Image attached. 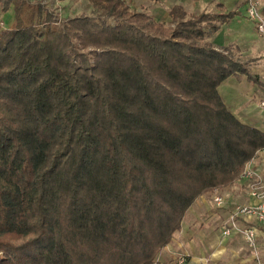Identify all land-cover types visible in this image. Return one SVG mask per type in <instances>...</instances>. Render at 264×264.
Returning <instances> with one entry per match:
<instances>
[{
    "label": "trees",
    "instance_id": "16d2710c",
    "mask_svg": "<svg viewBox=\"0 0 264 264\" xmlns=\"http://www.w3.org/2000/svg\"><path fill=\"white\" fill-rule=\"evenodd\" d=\"M60 18L0 0V264H155L195 202L264 149L219 86L245 66L208 35L236 15L168 22L123 0Z\"/></svg>",
    "mask_w": 264,
    "mask_h": 264
},
{
    "label": "crops",
    "instance_id": "0c3cea01",
    "mask_svg": "<svg viewBox=\"0 0 264 264\" xmlns=\"http://www.w3.org/2000/svg\"><path fill=\"white\" fill-rule=\"evenodd\" d=\"M39 1L47 5L49 9L53 10L51 8V4L54 3L53 0H51L50 3H48L47 0ZM68 1L69 0H67V4H65L67 8L72 3ZM123 1H125L131 8L147 12L154 20L159 22H168V12L176 5L182 6L189 16L201 12L217 13L219 12L218 4L222 6V9H224L225 12L235 11L236 15L230 22L221 25L217 32L208 35V41H210V43L216 48L226 50L234 59L245 64L250 74L256 77L258 82H250L244 75L232 76L219 86V92L228 108L240 121L264 132V116L258 107L259 102L264 100V39L256 32L254 22L247 18L245 6L241 0ZM259 1L261 4V12L264 17V0ZM60 2L63 3V1L56 0V3ZM65 6L64 8H66ZM64 8L61 9V7H59L58 10L56 9L53 11L57 13L60 18L69 17L70 15L66 14L68 9ZM70 11L75 13L73 7ZM0 22L1 25L7 29L14 26V14L12 8L5 13H0ZM253 163L257 172L264 177V164L260 163L257 159L254 160ZM248 191V183L245 180H239L236 184L223 190L226 194V204L222 207H216L215 205L214 207L217 209L223 207L228 208L229 205H227V203L231 204V200L233 199L240 201L237 204L251 203L253 200L249 197ZM202 197L204 196H201L199 200ZM198 202L199 201H196L195 203L197 204V207L194 212H199L198 210L202 209H204V212H207L206 204ZM189 210L192 211V208ZM195 219L196 221L192 222L191 226L184 223V221L182 222L181 229L173 234L171 242L157 254L155 264H175V259L182 255L191 256L193 261L200 258V256L205 257L206 255H209L210 260H212L210 264H237L234 260L238 255L237 250L229 248L227 244H229L230 238H237L240 235L234 233L230 237H223L221 230L224 222L221 223L218 229V232L220 231L219 235L223 237L224 241H228L225 242L221 249L213 250L211 245L212 242L208 238L214 233V229H209L208 225L205 228L202 227L199 229L198 224L200 222L203 224L202 217H196ZM238 223L240 227H245L251 224L244 220H240ZM255 226L257 228V245L256 252H254L256 255H250L251 260H253V258L254 260H259L258 246L259 248L261 247V249L264 248V229L260 225L255 224ZM202 229L206 230V234H208L207 237H204L205 234H201L200 231H202ZM216 237L217 236L212 237L213 240L216 239ZM205 247L208 252H205ZM226 253L228 256H226ZM225 258L228 259L226 262L223 261Z\"/></svg>",
    "mask_w": 264,
    "mask_h": 264
},
{
    "label": "built area",
    "instance_id": "2783aa9c",
    "mask_svg": "<svg viewBox=\"0 0 264 264\" xmlns=\"http://www.w3.org/2000/svg\"><path fill=\"white\" fill-rule=\"evenodd\" d=\"M241 1L245 6L247 18L254 22L256 32L264 39V17L261 12L260 1ZM258 107L264 116V100L259 102ZM256 159L264 164V149L260 150L255 158L246 164L241 175V179L248 183V195L253 202L235 205L221 230L223 237H230L234 233L241 234L247 246L253 251H255L257 245V228L255 224L260 225L264 229V177L256 170L253 163ZM213 203L216 207H222L226 204V199L217 195L213 197ZM240 220L251 224L240 227L238 223ZM187 263L208 264V258L200 257L193 261L191 256L182 255L175 259V264Z\"/></svg>",
    "mask_w": 264,
    "mask_h": 264
},
{
    "label": "rangeland",
    "instance_id": "374dc122",
    "mask_svg": "<svg viewBox=\"0 0 264 264\" xmlns=\"http://www.w3.org/2000/svg\"><path fill=\"white\" fill-rule=\"evenodd\" d=\"M48 3L51 2V0H47ZM54 3L51 4V8L53 10H58L59 7H61V9L64 8L65 4H67V0H60L63 1L60 3H56V0H53ZM68 2H72L71 5L68 6V10L66 11L67 15L69 14L71 16H82V15H88V16H92L93 14V9L90 6V4H88V2L86 0H69ZM47 6V5H46ZM75 10V13H73L72 11H70L71 9ZM64 8V9H66ZM239 180H242L241 178ZM239 180L235 181L232 185L236 184L237 182H239ZM232 185H229L227 187H223L221 189L216 190L215 192H211V193H207L206 195H203L204 197H202L200 200L198 199L197 201H199L198 203L201 204H206L207 206V212H204V209L202 210H198L199 212H194V210L197 207V204L193 205L192 211L189 210V212L186 214L185 218H184V223L189 224L190 226L192 225V222L196 221V217H202V221L203 224H201V222L198 224L199 229L200 228H205L207 225L209 226V229H214V233L211 235V237H209L208 239L211 240V245L213 250H218L221 249L223 247V245L225 244V242H227L228 240H223V237L221 235H219L218 229L221 223L225 222L229 216V212H231L232 207H234L235 205H238L237 203H239L240 201H237L235 199L231 200L232 203L228 204V208L227 207H223L221 209H217L214 207V203H213V197L215 195H219V196H223L226 197L225 193L223 192V190L225 188L231 187ZM240 200V199H239ZM242 200V198H241ZM196 203V202H195ZM201 234H205L204 237H207L208 234H206V230L200 231ZM238 234V233H237ZM236 234V235H237ZM240 236H238L237 238H230L229 240V244H227L229 246V248H234L237 250V257L234 258V260L237 262V264H264V248L261 249V247L259 248L258 246V256H259V260L253 258V260H251L250 255L254 256L256 255V248L255 251H253L252 249H250L246 243H244V239H242V235L239 234ZM216 237V239L213 240L212 237ZM227 239V238H224ZM228 248V249H229ZM205 252H208L207 248L205 247ZM251 252H250V251ZM227 252V251H226ZM226 256H228V254L226 253ZM202 257V256H200ZM206 258H208V264L211 263L212 260H210V256L206 255ZM229 258V257H228ZM228 259L225 258L223 261L226 262Z\"/></svg>",
    "mask_w": 264,
    "mask_h": 264
}]
</instances>
